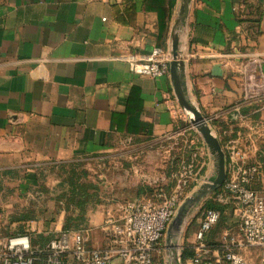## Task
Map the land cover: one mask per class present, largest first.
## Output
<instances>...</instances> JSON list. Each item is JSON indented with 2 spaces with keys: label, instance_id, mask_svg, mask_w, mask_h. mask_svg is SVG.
<instances>
[{
  "label": "crops",
  "instance_id": "obj_1",
  "mask_svg": "<svg viewBox=\"0 0 264 264\" xmlns=\"http://www.w3.org/2000/svg\"><path fill=\"white\" fill-rule=\"evenodd\" d=\"M178 1L0 0V237L33 223L43 245L64 229L62 221L51 229L26 215V196L34 193L29 206L37 209L39 188L53 189L61 165L101 157L127 141L149 146L182 136L188 121L169 75L134 74L122 59L170 51ZM180 41L189 96L214 133L232 124L245 135L249 122L264 124L256 102L243 104L240 118L232 111L250 57L261 59L264 76V0H190ZM184 134L190 142L183 152L202 157L196 171L210 173L202 139ZM157 153L147 154L153 169ZM97 195L81 191L75 214ZM119 205L114 212L96 200L89 207L84 226L93 228L92 246L103 244L100 225ZM247 248L238 251L254 261Z\"/></svg>",
  "mask_w": 264,
  "mask_h": 264
},
{
  "label": "built area",
  "instance_id": "obj_2",
  "mask_svg": "<svg viewBox=\"0 0 264 264\" xmlns=\"http://www.w3.org/2000/svg\"><path fill=\"white\" fill-rule=\"evenodd\" d=\"M122 59L132 73L155 78L169 75L172 55L169 50L156 48L146 56L129 54ZM260 62L258 56H252L244 64L243 94L232 107L236 117L243 115L241 106L245 103L256 102L264 109ZM246 128L245 135L232 124L217 133L212 131L224 152L225 179L209 198L230 207L237 233H224L218 244L210 245L207 235L220 212L204 208L193 255L186 264H254L238 249L264 250V124L249 122ZM188 131L196 132L189 123L182 128V136ZM194 163V158L182 163V173L172 175L174 184L169 189L164 179L154 180L149 196L122 202L117 215L108 212L99 228L104 235L101 246L91 245L90 226L79 230L60 228L41 245L33 241L37 227L32 223L22 232L0 237V264H155L156 245L184 200L186 187L199 177Z\"/></svg>",
  "mask_w": 264,
  "mask_h": 264
},
{
  "label": "rangeland",
  "instance_id": "obj_3",
  "mask_svg": "<svg viewBox=\"0 0 264 264\" xmlns=\"http://www.w3.org/2000/svg\"><path fill=\"white\" fill-rule=\"evenodd\" d=\"M182 114L185 113L182 111ZM189 137L187 134H184L183 136H177L175 139L165 140L149 146H141L127 141L122 143L121 147L117 150L102 154L101 157H82L63 164L58 170L59 175L57 174L58 177H56V182L53 184V189H46L44 184L39 188L41 193L38 195L39 207L37 209H32L29 206L30 201L35 197L34 193H29L30 195L26 196L28 203L26 215L34 220H43V222L51 224V229L58 227V223L62 221V223H66L69 226L68 230H75L84 226V223H86L85 219L91 213L89 207L92 206L95 200L96 203L109 204L110 207H113L110 210L114 212L116 206L123 201H131L139 197L141 192L148 190V187L151 186L154 180L161 182L164 179V183H167V189H169L174 184L172 175L182 173V163H187L190 160L186 153L183 152L184 147L189 145ZM156 148L158 150L156 160H158L159 164L153 169L151 168L152 155L148 156L147 154ZM205 151L208 154L207 156H209L208 150ZM194 159V164L198 168L202 157L196 156ZM198 159L201 161H197ZM208 172L202 171L199 173L197 182H193L186 187L184 200L190 197L206 181V177L211 174V172ZM86 189L91 192H98V199L94 198V200L89 202L86 211L83 209V214L76 215L75 210H77V213L82 211L78 208L80 207L79 193ZM209 196L202 200L187 215L184 223L181 222L179 227L173 232L174 248L179 255L180 264H185L181 258L183 249L191 248L193 250L192 247L196 244L195 233L203 215L204 204L210 199ZM220 204L224 205L223 203ZM221 211L222 214L218 222L212 227L207 236V242L210 245L218 244L224 233L231 235L237 233L230 207L224 205ZM167 226L161 241L156 245L153 252L155 264H168L166 245ZM35 235L32 236L33 239L42 242L38 238L39 234ZM247 250L253 251L254 255H257L254 261H251L254 264H260V256L258 255L261 254V249H251L248 247ZM241 254L243 255V253Z\"/></svg>",
  "mask_w": 264,
  "mask_h": 264
},
{
  "label": "water",
  "instance_id": "obj_4",
  "mask_svg": "<svg viewBox=\"0 0 264 264\" xmlns=\"http://www.w3.org/2000/svg\"><path fill=\"white\" fill-rule=\"evenodd\" d=\"M190 0H179L176 7L174 23L170 32L172 59L169 62V77L175 98L185 113L188 122L194 127L197 134L205 144L210 159L212 160L211 174L206 181L196 189L192 195L186 198L178 207L175 216L170 221L166 230V245L168 264H180L174 244L173 232L183 223L187 215L192 212L198 204L217 190L225 179V156L219 140L212 132L205 116L192 102L186 84L184 63L180 57V35L186 25Z\"/></svg>",
  "mask_w": 264,
  "mask_h": 264
},
{
  "label": "trees",
  "instance_id": "obj_5",
  "mask_svg": "<svg viewBox=\"0 0 264 264\" xmlns=\"http://www.w3.org/2000/svg\"><path fill=\"white\" fill-rule=\"evenodd\" d=\"M164 28L165 27L163 26L161 29H164ZM224 205H226V204H224ZM224 205H221L219 202H215V201L209 199L204 204V207L205 208H213V209L218 210L220 212V216H221V214H222V211H221L222 210V206H224ZM63 227H64V229H68L69 226L66 223H64ZM40 239H42V237H40ZM33 241L36 242L37 240L33 239ZM192 255H193V250L191 248L183 249V251L181 252L182 261H184V263H185V261L188 260Z\"/></svg>",
  "mask_w": 264,
  "mask_h": 264
},
{
  "label": "bare ground",
  "instance_id": "obj_6",
  "mask_svg": "<svg viewBox=\"0 0 264 264\" xmlns=\"http://www.w3.org/2000/svg\"><path fill=\"white\" fill-rule=\"evenodd\" d=\"M184 223V222H183Z\"/></svg>",
  "mask_w": 264,
  "mask_h": 264
}]
</instances>
